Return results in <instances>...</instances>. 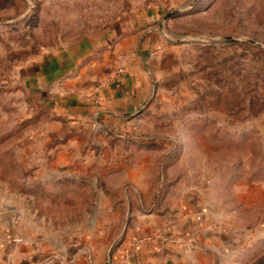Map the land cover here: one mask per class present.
I'll return each instance as SVG.
<instances>
[{"label":"rangeland","instance_id":"1","mask_svg":"<svg viewBox=\"0 0 264 264\" xmlns=\"http://www.w3.org/2000/svg\"><path fill=\"white\" fill-rule=\"evenodd\" d=\"M96 35L151 74L133 132L56 119L23 84L42 59ZM152 148L157 190L179 153L182 168L217 174L222 197H262L264 0H0V210L26 239L109 245L136 193L116 188V168Z\"/></svg>","mask_w":264,"mask_h":264},{"label":"crops","instance_id":"2","mask_svg":"<svg viewBox=\"0 0 264 264\" xmlns=\"http://www.w3.org/2000/svg\"><path fill=\"white\" fill-rule=\"evenodd\" d=\"M92 41L42 59L25 74L23 84L56 119L133 132L153 91L151 74L140 56L124 58L118 45L105 46L99 35ZM97 53L94 61L83 64ZM155 156L153 148L139 149L116 168V188L130 183L138 196L131 191L126 220L109 245L100 239L93 246L65 241L36 245L24 237L18 219L12 221L0 210V264H259L264 255V186L256 191L262 195L256 203L226 199L212 169L182 168L178 153L162 169L163 185L157 190ZM249 208L263 220L249 226Z\"/></svg>","mask_w":264,"mask_h":264},{"label":"built area","instance_id":"3","mask_svg":"<svg viewBox=\"0 0 264 264\" xmlns=\"http://www.w3.org/2000/svg\"><path fill=\"white\" fill-rule=\"evenodd\" d=\"M123 70H124L123 68H119L117 71L118 72H123Z\"/></svg>","mask_w":264,"mask_h":264},{"label":"water","instance_id":"4","mask_svg":"<svg viewBox=\"0 0 264 264\" xmlns=\"http://www.w3.org/2000/svg\"><path fill=\"white\" fill-rule=\"evenodd\" d=\"M167 16H163V19H165Z\"/></svg>","mask_w":264,"mask_h":264}]
</instances>
